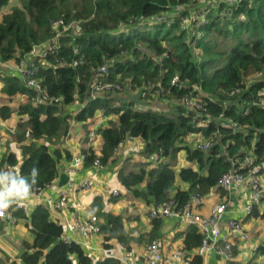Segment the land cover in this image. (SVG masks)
<instances>
[{
	"label": "trees",
	"instance_id": "obj_1",
	"mask_svg": "<svg viewBox=\"0 0 264 264\" xmlns=\"http://www.w3.org/2000/svg\"><path fill=\"white\" fill-rule=\"evenodd\" d=\"M11 1L0 0V63L19 64L41 45L43 55L34 58L35 78L48 99L39 101L37 89L27 86L20 73L0 71V93L9 101L24 97L16 106L0 105V124L22 116L15 134L23 154L20 162L16 153L6 152L0 158V171L18 166L20 174L31 180V170L36 168L33 193L53 184L62 157L72 159L62 146L72 121L90 123L98 110L115 114L118 120L99 129L100 153L92 147L85 149L84 165L92 168L97 159L103 166L117 162L116 149L130 136L143 141L141 154L146 158L162 150L164 160L157 164L145 160L138 170L118 168L122 186L149 203L173 197L183 206L194 194L206 196L220 189V179L232 169V161H243L250 150L256 157L254 163L264 166V105L257 103L264 90V0L233 4L224 0H19L5 11ZM208 1L216 7L203 9ZM60 19L65 25L56 29L53 23ZM73 23L78 31L63 32ZM99 69H106L103 81L122 89L93 97ZM175 76L178 83H172ZM253 76L257 79L249 82ZM236 89L240 91L231 95ZM144 92L147 95L140 103L132 99ZM193 97L200 98L205 110L186 104ZM55 98L61 102L50 101ZM165 98L176 102L165 103ZM155 100L160 111L153 108ZM77 103L82 106L74 114ZM204 121L207 124L202 125ZM193 133H201L210 147L177 145ZM183 149L190 162L179 169L180 180L189 184L186 190L174 187L175 166ZM250 170L249 165L240 169L243 173ZM143 183L146 187L141 190L138 186ZM13 214L28 219L34 235L33 244L24 243V264H74L73 256L80 264H92L82 245L64 239L62 224L52 218L46 205L38 204L30 216L21 209ZM100 215L104 246L111 248L109 242L116 238L131 250L133 237L123 217L103 210ZM250 215L264 217V212L255 207ZM151 223L150 242L159 238L162 218H152ZM184 235V249L202 244L203 235L196 226H189ZM258 253L264 254V243ZM0 264L17 262L7 259ZM97 264L121 262L110 257ZM191 264H204L203 256L196 253Z\"/></svg>",
	"mask_w": 264,
	"mask_h": 264
},
{
	"label": "crops",
	"instance_id": "obj_2",
	"mask_svg": "<svg viewBox=\"0 0 264 264\" xmlns=\"http://www.w3.org/2000/svg\"><path fill=\"white\" fill-rule=\"evenodd\" d=\"M13 1V0H12ZM9 10L6 9V11ZM42 55V49L38 54L34 51L30 54L27 60H35L38 55ZM18 64L15 61L0 63V71L5 73H18ZM3 87L0 84V89ZM9 97L0 93V105L4 103H11L17 105L24 101L23 96H17L9 101ZM157 105V104H156ZM166 105V104H164ZM163 105V106H164ZM82 105L77 103L74 105V110L77 113ZM154 108V107H153ZM69 107L66 108L68 110ZM98 110L96 115L89 122L72 121L71 128L63 140L62 146L68 149L72 154V159L84 155L83 151L92 147L97 153H100L102 146V136L99 134L94 139L88 136V130H99L103 126H107L109 121H117L118 116L115 114L104 115ZM74 112V113H75ZM75 113V114H76ZM22 116H14L12 119L6 120L0 124V158L9 151L16 153L20 162L23 159L21 143L16 139V130L18 121ZM102 125V126H100ZM100 126V127H99ZM196 139H202L201 134H194ZM191 137V136H190ZM142 143L143 141L140 140ZM139 139H136L127 145L116 150L114 156L120 155V160L105 166L101 170H94L93 167H86L84 163L75 167V172L70 175L67 168L70 167L74 161L62 157L60 160V174L57 179L48 188L43 190L39 195L34 194L30 199L28 216L31 215L34 208L38 204L46 205L54 220L62 224L64 239L70 238L83 246L86 253L92 258V264H97L98 261L106 258L118 259L121 264L126 262H133L135 264L145 263V248L150 243L148 241L149 234L152 232V218L149 215V209L153 203H149L140 197H136L131 191L124 188L118 179V168L120 166H127L129 169L138 170L140 163L147 160L138 152L137 144ZM142 149V148H141ZM142 156L145 158L143 161ZM187 152L182 150L180 152V162L177 164L176 172L177 178L174 185L175 189H188L189 184L182 182L179 176V169L189 165L187 161ZM196 169V166L193 165ZM16 168L19 167L16 166ZM92 177V187L88 190H83L79 187L82 180ZM262 180L264 181V173H262ZM70 182L74 183V188L70 194V200L65 209H60L57 206V200L60 191L70 188ZM146 184H140L139 189L143 190ZM4 190V186H0V191ZM113 190L119 192L118 195L112 193ZM115 197H119L114 200ZM250 197V188L246 183H235L230 190L213 189L203 199L200 206L202 214H209L211 209L218 203L227 202L228 207L223 220L220 223L223 238L228 236V221L231 218L242 219L246 230L250 233V239L231 238L221 239V245L226 241L232 243L233 257L227 261L228 264L234 261L235 264H264V254L258 253V247L264 243V217L246 214L244 211L245 205L248 203ZM17 202L13 201L10 207H14ZM9 207V210H10ZM257 208L260 212H264V196ZM111 212L123 217L124 226L128 229L133 237L131 241V250L126 249L118 239L110 240L111 248L104 246V234L91 235L88 237L82 236L79 232L73 230L71 225L77 221L89 219L91 215H97L100 224L104 222L100 211ZM15 211L12 210V214ZM14 215V214H13ZM15 216V215H14ZM171 223H174L171 226ZM2 233L0 234V261L7 260L12 263L16 261L17 264H24L22 261V253L26 250L24 243L33 244L34 235L29 227V220L18 217L17 223H10L8 221H1ZM188 225L179 222L176 217L162 218V224L158 230L160 241L162 242L165 252H171L177 248H184V233ZM160 231L163 233L160 234ZM199 247V246H198ZM187 250L192 257L197 253V248ZM32 251V250H30ZM204 264H225V260L218 254H209L203 257ZM74 264H80L78 257L73 256Z\"/></svg>",
	"mask_w": 264,
	"mask_h": 264
},
{
	"label": "built area",
	"instance_id": "obj_3",
	"mask_svg": "<svg viewBox=\"0 0 264 264\" xmlns=\"http://www.w3.org/2000/svg\"><path fill=\"white\" fill-rule=\"evenodd\" d=\"M246 1L248 3H253L256 0H224V2L233 4L236 2ZM199 17V16H197ZM202 21H205L206 19L204 17H200ZM185 22H189L188 19L185 20ZM54 27L57 29L60 25H65L64 21L62 19L54 21L53 23ZM69 26H66L64 29L66 30ZM43 55V53H42ZM30 56L27 55L19 64L17 67L18 73H20L24 79V82L29 87H34L38 91V99L39 101H47L48 95L45 92V90L42 88L40 81H38L35 78V73L37 71V63L35 60H27V58ZM106 73V69H99V71L95 75V82L93 84L92 92L91 94L93 97H96L99 93H105L108 91H114L122 89L121 85L118 84H112L107 83L102 80L103 74ZM179 77L175 76L172 79V83H178ZM240 89H236L231 92V95L236 94V92H239ZM135 95V94H134ZM133 95V96H134ZM137 95V94H136ZM146 93H140L137 96L142 99L146 97ZM155 95V94H154ZM51 102H61L59 98H55L53 100H50ZM199 97H193V98H187L186 104L190 105L191 107H197L199 109H204ZM257 103L259 105H264V90L260 92V96L258 98ZM256 104V102H255ZM139 109H147V106H138ZM155 111H160L161 106L156 105L154 107ZM102 114H104L103 110L101 111ZM105 115V114H104ZM106 116V115H105ZM207 124V122L204 121L202 125ZM102 126V125H100ZM99 126V127H100ZM100 132L99 130L91 129L88 133V136L90 139H94L97 136H99ZM193 133L188 135L186 138H183L182 140L179 139L177 142V145H190L192 148L201 147L202 149L207 150L211 142L204 139V136L201 134L202 139L198 140L195 137ZM101 135V134H100ZM191 136V137H190ZM136 140L134 137H128L125 140L121 141L117 149L122 148L123 146L127 145L128 143ZM116 149V150H117ZM185 150V149H183ZM182 151V150H181ZM180 151V152H181ZM185 152H187L185 150ZM85 155H81L78 157L73 158L72 160L74 163L67 168L68 174L72 175L75 172V167L78 165L84 163ZM256 157L252 154V151H248V155L244 158L243 161H238L237 159H234L232 161L233 167L232 169L225 173L222 178L220 179V183L218 188H222L224 190H230L233 184L235 183H246L250 188V197L248 203L244 207V211L246 214H251L255 207L258 206V204L261 202L262 197L264 196V181L262 180V173H264V166L260 164H255ZM147 160L151 161L153 164H157L164 160V152L158 151L150 158H147ZM197 169V165L194 164ZM249 165L251 170L247 173H243L240 171V169L243 166ZM100 162L99 159H97L94 163L93 169L94 170H101L104 168ZM3 172L7 173L9 176H23L20 174V171L18 168L15 167H5L2 170ZM24 177V176H23ZM25 178V177H24ZM70 188L69 189H63L60 191L58 200H57V206L60 209H65L68 205V202L70 200V194L71 191L74 188V183L70 182ZM79 187L83 190H88L92 187V177L84 179L80 182ZM43 191V190H42ZM42 191L38 193L31 192L30 196L22 201L17 202L15 206L13 207V210L21 209L26 214L29 211V199L34 195H39ZM112 193L114 195H118L119 192L117 190H113ZM205 196H202L200 194H194L192 195V198L189 203L183 206H178L176 200L171 197L168 200H165L160 203H153L149 209V215L151 218L159 217V218H165V217H176L178 218L179 222L188 226L194 225L198 228V230L203 235L202 244L197 248V254L201 256H206L209 254H218L223 257L225 260V264H228L227 261L230 260L233 257V251H232V243L229 241H226L223 245H221V239H231V238H241V239H250L251 235L246 230L245 224L243 223L242 219L238 218H231L228 221V236L223 238L222 231L220 227V223L223 220L228 203L222 202L216 204L210 211L209 214H202L200 212V206L203 202ZM12 210H9L4 213L3 215H0V223L1 221H8L10 223H17L18 217L14 216L11 212ZM71 228L77 232H79L82 236L88 237L91 235H98L101 234V225L100 221L97 215H91L89 219L80 220L78 219L75 221ZM2 227L0 224V234L2 233ZM67 241H73L70 238L65 239ZM145 263L146 264H191V256L189 255V252L185 250L184 248H177L172 250L171 252H165L163 249L162 242L160 239H154L152 240L147 247L145 248ZM125 264H135L133 262H126Z\"/></svg>",
	"mask_w": 264,
	"mask_h": 264
},
{
	"label": "clouds",
	"instance_id": "obj_4",
	"mask_svg": "<svg viewBox=\"0 0 264 264\" xmlns=\"http://www.w3.org/2000/svg\"><path fill=\"white\" fill-rule=\"evenodd\" d=\"M31 180L23 176H9L7 173L0 171V186L4 190L0 191V215L6 213L13 201L22 202L26 200L37 185L38 170H31Z\"/></svg>",
	"mask_w": 264,
	"mask_h": 264
},
{
	"label": "rangeland",
	"instance_id": "obj_5",
	"mask_svg": "<svg viewBox=\"0 0 264 264\" xmlns=\"http://www.w3.org/2000/svg\"><path fill=\"white\" fill-rule=\"evenodd\" d=\"M18 1L19 0H13V1H11L10 2V5L8 6V7H6L5 8V11H6V9H8V8H11L12 6H14V5H17L18 4ZM208 4H205L204 5V7H203V9H205V7L206 6H209V5H214V7H216V4H215V2L214 1H208L207 2ZM197 19H200L201 20V18L200 17H197ZM150 21H153V20H150ZM149 22V21H148ZM74 29L75 31H78V27H77V24L76 23H73V24H71L66 30H68V29ZM66 30H63V32H66ZM221 42H222V44L224 45V46H226V45H228V42H225V41H222V39L220 40ZM223 45H221V46H223ZM258 76V75H257ZM259 77V76H258ZM255 79H257L255 76H253V77H250L249 79H248V81L249 82H253ZM100 94V93H99ZM98 94V95H99ZM97 95V96H98ZM159 102V100H155V102H154V104H156V103H158ZM163 102H165V103H168V104H172V103H175L176 102V99L174 98V99H169V98H165V100L163 101ZM158 106H159V104H158ZM75 108L73 107L72 108V111L73 112H75V110H74ZM76 113V112H75ZM74 113V114H75ZM137 146V149H138V154H139V152H140V150H141V148L143 147V143L139 140V142H138V144L136 145ZM179 156H180V153L178 154ZM116 157H117V159H118V161L120 160V155L118 154V155H116ZM142 158H143V161L145 160V158L142 156ZM179 158V157H178ZM179 160H180V158H179ZM136 163H139L140 164V162L139 161H137Z\"/></svg>",
	"mask_w": 264,
	"mask_h": 264
},
{
	"label": "water",
	"instance_id": "obj_6",
	"mask_svg": "<svg viewBox=\"0 0 264 264\" xmlns=\"http://www.w3.org/2000/svg\"><path fill=\"white\" fill-rule=\"evenodd\" d=\"M41 49H42V46L41 45L36 46L35 47V54H38L41 51ZM132 99L135 100V101H137V102H139V103L141 102V99L137 95L132 96ZM173 225H174V223H171V226H173ZM161 233H163V232L160 231V234Z\"/></svg>",
	"mask_w": 264,
	"mask_h": 264
}]
</instances>
